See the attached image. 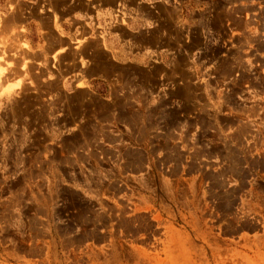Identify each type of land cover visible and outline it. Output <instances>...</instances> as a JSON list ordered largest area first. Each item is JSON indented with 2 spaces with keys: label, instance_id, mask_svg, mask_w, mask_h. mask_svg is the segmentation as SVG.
<instances>
[{
  "label": "rangeland",
  "instance_id": "rangeland-1",
  "mask_svg": "<svg viewBox=\"0 0 264 264\" xmlns=\"http://www.w3.org/2000/svg\"><path fill=\"white\" fill-rule=\"evenodd\" d=\"M18 4L0 0V264H264V0H191L168 56L105 99L32 64Z\"/></svg>",
  "mask_w": 264,
  "mask_h": 264
},
{
  "label": "crops",
  "instance_id": "crops-1",
  "mask_svg": "<svg viewBox=\"0 0 264 264\" xmlns=\"http://www.w3.org/2000/svg\"><path fill=\"white\" fill-rule=\"evenodd\" d=\"M190 1L15 0L16 30L26 44L22 52L51 71L49 79H59L68 93L92 91L105 99L121 67L168 56Z\"/></svg>",
  "mask_w": 264,
  "mask_h": 264
},
{
  "label": "bare ground",
  "instance_id": "bare-ground-1",
  "mask_svg": "<svg viewBox=\"0 0 264 264\" xmlns=\"http://www.w3.org/2000/svg\"><path fill=\"white\" fill-rule=\"evenodd\" d=\"M4 72H2V69L0 68V78L3 75ZM1 81V80H0Z\"/></svg>",
  "mask_w": 264,
  "mask_h": 264
}]
</instances>
